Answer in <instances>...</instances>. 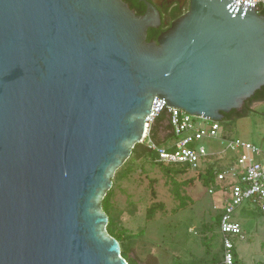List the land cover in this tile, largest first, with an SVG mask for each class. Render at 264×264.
Returning <instances> with one entry per match:
<instances>
[{
  "label": "water",
  "instance_id": "water-1",
  "mask_svg": "<svg viewBox=\"0 0 264 264\" xmlns=\"http://www.w3.org/2000/svg\"><path fill=\"white\" fill-rule=\"evenodd\" d=\"M142 1V0H141ZM0 0V264H128L103 200L155 97L221 121L264 86V15L190 0Z\"/></svg>",
  "mask_w": 264,
  "mask_h": 264
},
{
  "label": "rangeland",
  "instance_id": "rangeland-1",
  "mask_svg": "<svg viewBox=\"0 0 264 264\" xmlns=\"http://www.w3.org/2000/svg\"><path fill=\"white\" fill-rule=\"evenodd\" d=\"M221 129L264 151V101L254 104L246 117L223 121ZM202 144L211 148L207 141ZM197 178L196 171L176 178L181 183L192 180L182 187V196L187 197L185 208H181L159 167L142 160L116 183L110 214L116 230L128 236L130 257L141 264L149 255H155L159 264H209L212 256L220 258L216 197ZM148 209H153L152 217ZM234 216L247 238L236 243L239 264H264V213L246 208Z\"/></svg>",
  "mask_w": 264,
  "mask_h": 264
},
{
  "label": "built area",
  "instance_id": "built-area-1",
  "mask_svg": "<svg viewBox=\"0 0 264 264\" xmlns=\"http://www.w3.org/2000/svg\"><path fill=\"white\" fill-rule=\"evenodd\" d=\"M239 1L255 7L257 13L264 11V0ZM165 110L174 139L166 146L153 143L148 146L156 151V162L168 166L187 167L188 171L197 172L215 161L223 168L217 175L216 186H210L208 193L216 197L214 209L220 216L221 264H237L236 243L247 238L234 214L245 208L264 213V151L252 142L224 137L220 121L169 108L167 101L160 97L152 102L142 142L155 118ZM204 141L211 148L203 145Z\"/></svg>",
  "mask_w": 264,
  "mask_h": 264
},
{
  "label": "trees",
  "instance_id": "trees-1",
  "mask_svg": "<svg viewBox=\"0 0 264 264\" xmlns=\"http://www.w3.org/2000/svg\"><path fill=\"white\" fill-rule=\"evenodd\" d=\"M137 14H141L136 12ZM260 14L264 15V11H261ZM159 32L156 30H149L147 40L154 39L156 40ZM264 101V86L255 92V94L245 101L243 107L238 110H231L228 113L223 114V121H230L233 119H240L246 117L254 104ZM219 122L220 125L222 122ZM224 137L235 138L229 132L222 131ZM174 139V134L171 130V127L168 122V113L167 111H163L160 115H158L153 123L150 126L148 136L145 138L144 142L138 143L132 150V154L130 158L124 163V165L116 172L113 187L110 191H108L107 195L103 200V210L109 216V223L107 226L108 232L110 235L115 237L121 246V254L127 260L128 264H141L136 257H130V251L132 250L130 244L127 242L128 236H126L123 231H118L115 228V220L110 214L111 209V199L114 194V187L116 183L122 180L125 176L130 174L133 171V166L139 160H142L144 163H149L151 166L159 167L161 172L166 176L169 184L172 186L171 191L174 193L176 199L180 201L181 208H185L187 197L182 196V187L185 185H189L192 180L185 182H178L176 178L188 171L187 167L179 168L178 166H168L162 163L156 162L157 153L155 150L149 148L148 144H155L157 146H166L170 141ZM223 168L218 165V162L208 163L207 166L196 172V176L199 182L205 186H216V178L218 173L222 171ZM246 209V208H245ZM153 209H148V216L152 217ZM259 212V211H258ZM262 213V212H260ZM220 216H215V224L218 228ZM220 258L216 255L212 256L209 264H221L222 261V251H220ZM235 255L237 256V252L235 251ZM239 264V260L236 262ZM143 264H159L158 258L155 255H149Z\"/></svg>",
  "mask_w": 264,
  "mask_h": 264
},
{
  "label": "flooded vegetation",
  "instance_id": "flooded-vegetation-1",
  "mask_svg": "<svg viewBox=\"0 0 264 264\" xmlns=\"http://www.w3.org/2000/svg\"><path fill=\"white\" fill-rule=\"evenodd\" d=\"M123 1L129 6L130 9L134 10L135 13L139 12L141 14H143L147 9L146 2L151 3L158 11L161 19V23L159 27L151 30L158 31L159 35L160 33L166 31L171 26L173 20L179 18L181 15L186 13L190 8V0H142V1L123 0Z\"/></svg>",
  "mask_w": 264,
  "mask_h": 264
}]
</instances>
